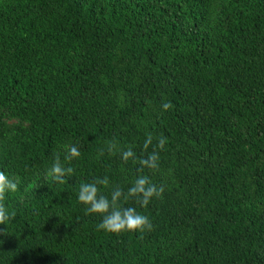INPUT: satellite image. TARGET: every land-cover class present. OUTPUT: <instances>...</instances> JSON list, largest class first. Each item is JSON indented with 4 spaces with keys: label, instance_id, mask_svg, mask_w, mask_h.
<instances>
[{
    "label": "trees",
    "instance_id": "1",
    "mask_svg": "<svg viewBox=\"0 0 264 264\" xmlns=\"http://www.w3.org/2000/svg\"><path fill=\"white\" fill-rule=\"evenodd\" d=\"M148 133L158 170L107 151L146 157ZM0 170V264H264V0H0ZM140 175L162 197L122 203L153 230H98L80 184Z\"/></svg>",
    "mask_w": 264,
    "mask_h": 264
},
{
    "label": "clouds",
    "instance_id": "2",
    "mask_svg": "<svg viewBox=\"0 0 264 264\" xmlns=\"http://www.w3.org/2000/svg\"><path fill=\"white\" fill-rule=\"evenodd\" d=\"M161 107L164 111L170 110L174 105L170 101H162ZM156 140V145L151 153H147V149ZM167 143V137L161 134L158 137L148 133L143 145L144 152L147 153L146 157H137L133 150L132 145L126 146L121 149L116 141L107 142V151L110 155L120 153L121 159L127 163L130 159L134 163H139L141 166L139 171H143L146 167L151 170L159 169V150H163ZM64 148V161L62 163L59 153L55 154L54 162L48 170L47 175L53 181L63 184L65 177L74 175L75 169L70 166L71 161L79 159L81 151L76 144H66ZM103 155V150L100 153ZM110 185L109 178L97 177L92 182H85L80 184L78 191V201L85 206L86 214H95L102 217L101 222L97 225L98 230H104L113 234H121L124 232H151L153 224L147 215L138 212L134 207H124L129 199H135L142 207H147L153 198H161L165 187L163 184L156 185L152 182L149 176L140 175L128 188L127 192L122 188L116 187L106 196L102 187L107 188ZM18 190V183L11 179L4 171L0 170V224L6 225L15 218V213L11 215L4 203L6 194L9 192H16ZM123 202V203H122Z\"/></svg>",
    "mask_w": 264,
    "mask_h": 264
}]
</instances>
